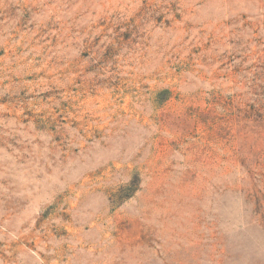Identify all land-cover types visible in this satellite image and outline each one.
I'll return each mask as SVG.
<instances>
[{
    "label": "rangeland",
    "instance_id": "obj_1",
    "mask_svg": "<svg viewBox=\"0 0 264 264\" xmlns=\"http://www.w3.org/2000/svg\"><path fill=\"white\" fill-rule=\"evenodd\" d=\"M0 264H264V0H0Z\"/></svg>",
    "mask_w": 264,
    "mask_h": 264
}]
</instances>
